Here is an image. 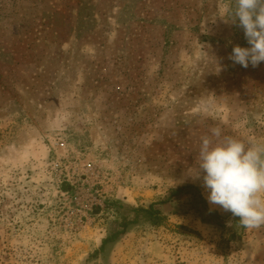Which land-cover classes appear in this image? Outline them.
Wrapping results in <instances>:
<instances>
[{"label": "rangeland", "instance_id": "1", "mask_svg": "<svg viewBox=\"0 0 264 264\" xmlns=\"http://www.w3.org/2000/svg\"><path fill=\"white\" fill-rule=\"evenodd\" d=\"M231 0H0V264H264L193 180L200 138L264 142ZM156 203L152 224L135 208ZM116 239L102 241L132 221Z\"/></svg>", "mask_w": 264, "mask_h": 264}, {"label": "clouds", "instance_id": "2", "mask_svg": "<svg viewBox=\"0 0 264 264\" xmlns=\"http://www.w3.org/2000/svg\"><path fill=\"white\" fill-rule=\"evenodd\" d=\"M225 15L244 31L249 47L236 45L229 55L247 68L264 62V0H231ZM200 138L193 180H202L210 205L239 217L245 229L264 226V142L224 135L219 126Z\"/></svg>", "mask_w": 264, "mask_h": 264}, {"label": "trees", "instance_id": "3", "mask_svg": "<svg viewBox=\"0 0 264 264\" xmlns=\"http://www.w3.org/2000/svg\"><path fill=\"white\" fill-rule=\"evenodd\" d=\"M187 192H192L193 196L196 198V201L198 203H200L202 205V208L207 212L208 215H210L212 220H215L216 222L221 223V220H223L224 217H222L216 210H210L205 203V200L202 198V196L198 193L197 189L195 188V186H193L192 184H184L181 186H178L176 188H171L169 195L162 200H159L157 202H152L148 205V207H138L135 208V212H142L143 214H146L149 217V221L152 224H158L159 220H161L163 217L160 213V211L154 207L155 204L157 203H166L171 201L173 198L177 197L180 194L183 193H187ZM229 215H231L233 217V221L235 222H239V217H234L232 215V213H229ZM137 217H135L132 221L129 220H124L122 222V227L120 230L115 231L113 233H111L110 235H108L103 241H102V246L108 242V241H112L114 239H116L119 235L123 234L128 226L129 223L133 222L134 220H136Z\"/></svg>", "mask_w": 264, "mask_h": 264}]
</instances>
